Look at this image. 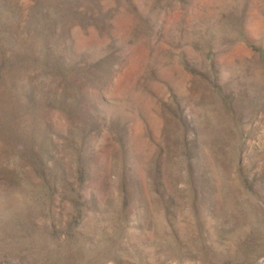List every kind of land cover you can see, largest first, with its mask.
<instances>
[{
	"label": "rangeland",
	"instance_id": "1",
	"mask_svg": "<svg viewBox=\"0 0 264 264\" xmlns=\"http://www.w3.org/2000/svg\"><path fill=\"white\" fill-rule=\"evenodd\" d=\"M0 264H264V0H0Z\"/></svg>",
	"mask_w": 264,
	"mask_h": 264
}]
</instances>
